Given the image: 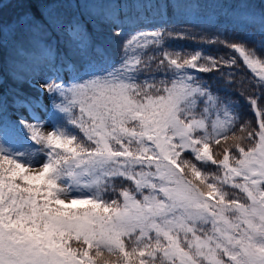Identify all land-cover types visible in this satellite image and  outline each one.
I'll list each match as a JSON object with an SVG mask.
<instances>
[{"label":"snow or ice","instance_id":"snow-or-ice-1","mask_svg":"<svg viewBox=\"0 0 264 264\" xmlns=\"http://www.w3.org/2000/svg\"><path fill=\"white\" fill-rule=\"evenodd\" d=\"M70 2L8 0L10 40L0 0V54L33 68L0 92V264H264V55L220 35L227 58L171 48L184 32L148 13L173 0ZM239 63L255 126L204 79L236 87Z\"/></svg>","mask_w":264,"mask_h":264},{"label":"trees","instance_id":"trees-1","mask_svg":"<svg viewBox=\"0 0 264 264\" xmlns=\"http://www.w3.org/2000/svg\"><path fill=\"white\" fill-rule=\"evenodd\" d=\"M8 3V0L5 2ZM76 0H71L70 3L64 5L65 14L69 17L75 15L79 16L81 13L87 15L90 11H95L96 8L92 2H89L87 6L83 0H81L80 7H75ZM130 16L135 17L140 14V10L137 8L134 0H128L126 5ZM21 9L15 3H8V6L3 9V21L8 27L15 23L17 16ZM195 12L201 17H212L213 23L210 27L198 26L197 24H187L182 20V13ZM254 14V17L253 15ZM149 18H161L155 11L148 13ZM264 16V0H173L171 8L169 9L167 18V27L171 31L173 28L178 30L185 29V38L172 39L169 41V45L173 49L177 50H195L202 49L207 54L212 56H224L227 58L228 50L224 49L219 44H209L207 41L209 38H215L216 35H220L221 39L228 38L233 39L236 37L248 38V45L251 48H255L258 54L264 55V49L260 48L259 42L264 40V36L261 35L259 19ZM254 19V22H253ZM248 20V24H241L240 21ZM9 39H11L9 37ZM98 43L103 44L113 57L118 55L119 43L117 39L111 37H104L99 40L95 37ZM13 45H8L4 50L3 64L4 69H1V73L7 75L5 83L9 82V78L13 76L12 71L16 69L18 61L24 60L22 57L16 60L14 57ZM228 71V69H223ZM235 73L236 87L225 89L222 82L215 78L216 74L205 75L204 79L212 85L214 90H219L221 96L227 95L231 100L237 103L239 111L243 114L244 118L255 126L256 116L251 111L243 96H252L258 93V89L252 83L254 79L251 72L243 65L239 63L238 66L231 69ZM5 88L0 86V91ZM242 92L243 96L236 95L235 93Z\"/></svg>","mask_w":264,"mask_h":264},{"label":"rangeland","instance_id":"rangeland-1","mask_svg":"<svg viewBox=\"0 0 264 264\" xmlns=\"http://www.w3.org/2000/svg\"><path fill=\"white\" fill-rule=\"evenodd\" d=\"M7 0H4V2H6ZM151 20H153V21H155L156 23H163V22H165L166 21V19L165 18H163V19H151ZM182 20L185 22V23H187V24H197L198 26H207V27H209L210 25H212V23H213V18L212 17H210V16H208V17H206V16H204V17H201V16H198V14H196L195 12H193V11H191V12H184V13H182ZM16 27V24L14 23V24H12V25H10L9 27H7L6 29H5V31H6V33L8 34V36L11 38V29L12 28H15ZM182 30V29H181ZM183 32H185V29L184 30H182ZM111 37L109 34H108V32H107V30H105V29H98L97 30V32H96V35H95V37L97 38V39H99V40H101V39H103L104 37ZM112 38V37H111ZM11 40V39H10ZM117 41H119V40H117ZM12 43L10 42L8 45H11ZM119 46H120V43L118 44ZM196 50H199V49H196ZM194 51V50H193ZM204 52V51H203ZM205 53V52H204ZM3 55H4V51H3V53L2 54H0V70L1 69H4V64H3V61H2V59H3ZM6 68V67H5ZM33 71V68L31 67V65H30V63L29 62H27V61H19L18 62V66L16 67V69L14 70V71H12V73H13V76H12V78H10V83H9V85H11V86H8L9 87V89H7V94H11L12 95V93L16 90V88H17V84L15 83V81L17 80V79H24V77L26 76V75H30L31 73L30 72H32ZM35 71L38 73V72H41L40 71V69H35ZM30 73V74H29ZM4 77H5V75H3L2 73H1V71H0V78H2V82H4L3 80H4ZM11 98V97H10ZM9 98V99H10ZM9 115H11V113H9Z\"/></svg>","mask_w":264,"mask_h":264},{"label":"bare ground","instance_id":"bare-ground-1","mask_svg":"<svg viewBox=\"0 0 264 264\" xmlns=\"http://www.w3.org/2000/svg\"><path fill=\"white\" fill-rule=\"evenodd\" d=\"M3 91H5L4 89L2 90V91H0V92H3Z\"/></svg>","mask_w":264,"mask_h":264}]
</instances>
